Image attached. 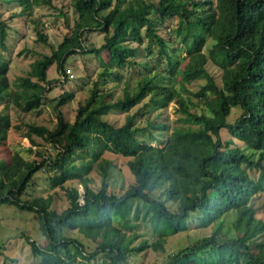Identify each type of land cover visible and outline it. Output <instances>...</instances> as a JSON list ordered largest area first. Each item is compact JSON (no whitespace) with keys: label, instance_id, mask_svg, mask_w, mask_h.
<instances>
[{"label":"trees","instance_id":"trees-1","mask_svg":"<svg viewBox=\"0 0 264 264\" xmlns=\"http://www.w3.org/2000/svg\"><path fill=\"white\" fill-rule=\"evenodd\" d=\"M1 3L8 14L0 13V145L13 126L11 107L28 112L41 106L52 83L67 82L70 56L92 54L101 69L72 122L59 108L75 94L64 90L54 105V129L14 126H24L32 145L42 148L35 140L40 138L55 153L34 151L40 160H29L21 154L32 153L29 148L0 157V205L33 212L46 238L41 246L23 233L38 264H128L143 249L164 251L167 238L190 223L213 229L162 264H264V217L253 206L264 194V0H69L72 24L69 12L52 0ZM39 6L56 12L53 17L62 18L67 30L50 54L19 50L37 57L12 85L5 54L9 22L29 20L36 40L46 44V22L34 16ZM96 30L103 42L86 44ZM141 56L151 66L140 63ZM208 62L220 68L221 85ZM53 63L62 80L47 78ZM126 68L130 75L123 73ZM200 79L205 83L191 91L189 84ZM171 103L178 114L173 125L162 120ZM233 108L240 112L229 120ZM151 110H158L153 117ZM111 113H124L123 123L107 120ZM144 117L141 126L138 119ZM106 153L126 158L133 180L122 193L108 187L114 163ZM42 169L51 173V188L66 195L60 211L51 196L28 192ZM93 169L100 179L96 189ZM231 211L230 232L223 216ZM142 226L153 241L138 240Z\"/></svg>","mask_w":264,"mask_h":264},{"label":"rangeland","instance_id":"rangeland-1","mask_svg":"<svg viewBox=\"0 0 264 264\" xmlns=\"http://www.w3.org/2000/svg\"><path fill=\"white\" fill-rule=\"evenodd\" d=\"M52 3L57 7H63V10L69 12L70 24H72L75 16L71 12L69 7V0H52ZM70 10V11H69ZM0 13L4 14V18L7 17L8 12L4 3L0 4ZM53 10L47 6H39L35 8L34 16L40 17L42 21L46 22L45 34L47 36V43H40L36 40V34L33 30V24L24 18H16L10 21L11 28L8 30V45L9 49L5 51L6 56L10 58V67L8 70V77L13 85V82L18 76L25 75V73L30 69V64L34 61L37 55L30 53L18 55L17 52L23 48L33 50L36 53L50 54L52 48H56L58 43L61 41V35L67 29L64 27L62 18L53 17ZM101 33L96 30L88 34V41L86 44H91L92 46H99L102 43ZM210 40L207 42L209 45ZM205 52V48L202 50ZM182 56H185V52H181ZM140 63L143 61L147 62V66H151V62L148 58L139 57ZM144 62V63H145ZM208 72L213 76L215 82L221 85L220 76L221 70L212 62L207 64ZM135 67V69H137ZM66 69H70V74L67 77V82H54L51 84L50 90L45 91V97L47 100L36 109H32L28 112H24L20 109L11 107V119L13 126L8 132V137L3 145H0V157H4L7 152L21 149L33 150L32 153L26 151H21V154L27 159L40 160L34 151H42L44 155L47 153H55L54 148L49 144L43 143L40 138H35L37 142L41 144V147L32 145L28 138L24 137L23 125H20V129L16 130L15 125L23 123H34L35 125H43L48 129H54L56 125V112L54 110V105L59 98L60 94L64 90L72 91L75 94L73 100L62 105L59 109L66 121L72 122L74 120L76 110L80 103L89 95V89L92 86V82L96 79L98 72L101 70L98 60L92 54H75L70 56L66 62ZM126 75L131 74V70L126 68L123 70ZM66 74H68L66 72ZM47 78L51 80L61 79L60 73L56 71L55 63L47 70ZM205 80H196L189 84V89L191 91L197 90ZM111 84H109L110 86ZM119 92V87L115 89V94ZM188 95V94H187ZM191 99L195 101V97L191 96ZM149 101V100H148ZM152 107L149 108V110ZM136 109V108H134ZM176 107L174 103H171L168 108L163 113L162 120L167 118L169 124H175V118L178 116L175 112ZM158 110H151V117H153ZM240 111L237 108H233L228 119L232 120L236 114ZM124 113H111L105 118L116 125H120L124 121ZM138 119L139 125L144 126V120ZM158 139L163 140L166 134L159 135L156 131ZM155 143V142H153ZM106 158L111 159L114 163L110 168V176L108 178V187L115 193H122L127 185L132 182L133 177L130 174L125 161L126 158L114 154L106 153ZM256 172V171H254ZM51 174V173H50ZM49 173L45 172L43 169L37 171L34 174L33 180L35 183L34 189L31 187L28 192L33 193L38 196H51L52 206L58 211L64 209L67 205V198L64 191L60 188L52 189L48 176ZM91 186L97 188L100 185V179L93 169L90 172ZM67 185H71L69 181L66 182ZM79 190L82 188L79 186ZM158 191L151 193V195H156ZM82 201V199H80ZM253 206L258 209L257 216L264 217V194H258L253 200ZM235 219V214L233 211L224 214L223 224L228 227L231 232V223ZM213 226L209 227H198L195 223H190L186 230L170 235L165 243L164 251H153L151 248H146L141 250L136 255L128 258V264H162L169 254H172L179 248L189 245L190 243L208 236L212 232ZM142 236L138 240L146 238L149 241H153L156 237L149 232V229L141 227L139 229ZM23 233L30 236L37 244L44 246L46 243L45 236L41 233L39 229L38 220L35 218L34 213L27 210H18L12 205L2 204L0 205V264L5 262L6 264H38V258L34 257L31 253L30 246L23 236ZM66 235L69 237H76L83 240L81 234L77 231L66 230ZM101 264V261H99Z\"/></svg>","mask_w":264,"mask_h":264},{"label":"built area","instance_id":"built-area-1","mask_svg":"<svg viewBox=\"0 0 264 264\" xmlns=\"http://www.w3.org/2000/svg\"><path fill=\"white\" fill-rule=\"evenodd\" d=\"M66 72L68 73V75H71L70 69H66Z\"/></svg>","mask_w":264,"mask_h":264},{"label":"water","instance_id":"water-1","mask_svg":"<svg viewBox=\"0 0 264 264\" xmlns=\"http://www.w3.org/2000/svg\"><path fill=\"white\" fill-rule=\"evenodd\" d=\"M81 199H82V201H83L84 197H82Z\"/></svg>","mask_w":264,"mask_h":264}]
</instances>
